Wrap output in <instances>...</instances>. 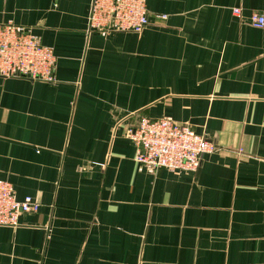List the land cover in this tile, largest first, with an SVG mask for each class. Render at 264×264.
<instances>
[{
  "label": "crops",
  "instance_id": "0c3cea01",
  "mask_svg": "<svg viewBox=\"0 0 264 264\" xmlns=\"http://www.w3.org/2000/svg\"><path fill=\"white\" fill-rule=\"evenodd\" d=\"M90 3L0 0L56 58L54 84L0 78V180L39 204L0 226V264H264V0H146L139 34L88 30ZM140 117L216 150L147 170Z\"/></svg>",
  "mask_w": 264,
  "mask_h": 264
},
{
  "label": "built area",
  "instance_id": "2783aa9c",
  "mask_svg": "<svg viewBox=\"0 0 264 264\" xmlns=\"http://www.w3.org/2000/svg\"><path fill=\"white\" fill-rule=\"evenodd\" d=\"M234 15L239 9H234ZM164 20L165 16L155 15ZM88 30L104 34L141 33L150 20L146 0H91ZM256 29L264 27V16L254 13L249 18ZM55 56L41 44L29 27L12 23L0 24V78L27 79L54 84ZM135 148L134 161L147 170L194 172L201 156L213 153L215 145L198 135L186 124L168 118L140 117L128 129ZM39 204L30 196L17 201L11 183L0 180V226L17 227L24 213L37 212Z\"/></svg>",
  "mask_w": 264,
  "mask_h": 264
}]
</instances>
